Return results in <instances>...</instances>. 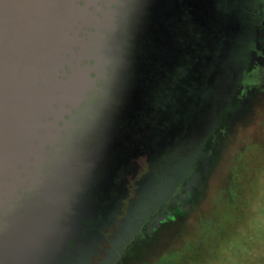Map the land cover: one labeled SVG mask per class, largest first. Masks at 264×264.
<instances>
[{
	"label": "water",
	"instance_id": "obj_1",
	"mask_svg": "<svg viewBox=\"0 0 264 264\" xmlns=\"http://www.w3.org/2000/svg\"><path fill=\"white\" fill-rule=\"evenodd\" d=\"M221 1L0 0V264L105 257L156 148L210 116L188 88L208 81Z\"/></svg>",
	"mask_w": 264,
	"mask_h": 264
},
{
	"label": "rangeland",
	"instance_id": "obj_2",
	"mask_svg": "<svg viewBox=\"0 0 264 264\" xmlns=\"http://www.w3.org/2000/svg\"><path fill=\"white\" fill-rule=\"evenodd\" d=\"M240 4L244 7L239 14L248 19L244 23L251 30H242L233 39L235 45L230 51L233 58L228 70L240 69L236 83L245 85L246 89L236 88L229 100L230 108L222 109L218 115H215L214 108L205 138L196 148L191 140L177 152L173 147H166L157 160L160 163L154 161L145 169L140 179L143 186L147 177L152 178L151 174L159 171L167 188L164 192L155 191L151 200L143 202L139 208L141 212H138L134 225H143V231L139 233L144 238L131 244L139 249L135 252V264L154 261L204 264L209 251L233 223L245 215L249 198L256 202L260 197V184L264 181V0H240ZM254 50V57L261 61L256 66H253L251 58ZM217 55L219 52H215L214 57ZM188 61L191 64V59ZM189 64L176 67L173 78L165 85L161 93L164 110L167 105L174 106L173 110L180 107V78L175 77V73L180 70L182 75L179 76L183 79L189 76ZM223 69L226 77H230L228 70ZM226 77L223 80L227 81ZM188 91L190 94L194 92L190 88ZM195 92L201 97L209 95L206 91ZM167 96L173 100L172 103H167ZM195 99L193 97V102ZM178 118L176 115L174 121ZM154 178L157 179L156 174L150 179L152 183ZM190 180L193 186L188 192L186 211L182 212L181 196ZM155 217L160 219V227L153 221ZM149 227L156 231L152 239L147 238ZM118 256L114 255L111 261L117 263ZM258 264H264V261Z\"/></svg>",
	"mask_w": 264,
	"mask_h": 264
},
{
	"label": "flooded vegetation",
	"instance_id": "obj_3",
	"mask_svg": "<svg viewBox=\"0 0 264 264\" xmlns=\"http://www.w3.org/2000/svg\"><path fill=\"white\" fill-rule=\"evenodd\" d=\"M239 3H240V0H237V1L236 0H222L221 1V5L219 6V8L222 10L223 14L226 17H225V23L222 28V32L216 43L214 52L212 53V62L210 63L209 68H208L209 69L208 81H205L204 83L196 82L192 84V86L190 87V90L194 92H192L189 95L196 97L195 99L196 103L198 102V100H200L201 104H208V105L210 104V107L213 106V109L209 116L210 118L208 117L204 121L203 120L201 121V123L203 122L201 131L195 129V125H198L199 123H197V121L192 118H189L188 120H186L187 124L184 130H180L179 128L177 129L176 127L173 132L171 131V133H169V135L165 137L164 141L159 145V147L156 148V151L154 154L155 156H153V158L147 163V167L149 166L150 163H153L154 161L156 163H160L158 162L159 161L158 158L162 154V150H164L166 147H173L174 152H177L179 150H182L186 144H189V142L187 143L188 140H191L190 143L194 141L193 146L196 148L199 145V143H201V141L205 138L206 129L208 125L212 122L211 118L214 115L213 113L214 108L216 110L215 115H218L222 109L230 108L229 100L235 94L236 88L238 87L239 89H246L245 85L244 86L242 84L237 85L236 83V78H237V75L240 69L239 70H237L236 68L230 69V72L228 70L229 65L231 64L230 59L233 58L230 54L231 48H233V44L235 45V42H233V39L236 36H238L242 30L245 32L251 30V28L250 29L248 28L247 23H244V22H247L248 19H245V17L239 14V12L241 11L240 9L244 7V5L243 6H241V4L238 5ZM218 46H220L219 49H218ZM215 52L216 54L217 52H219V55L214 57ZM254 56H256L255 50L252 52V56H251L253 66L261 64L260 63L261 61L257 57H254ZM215 63L216 64L218 63L219 65H216ZM222 66L226 70H228L227 73H230L231 76L226 77V74L223 71V74L220 75L221 80L218 81V84L215 83L212 85L210 79L214 78L213 76L216 74L219 68L224 70ZM180 74L182 75L180 70H177V72L175 73V77L180 78L178 83H181L183 79V76H179ZM224 77L227 78V81L223 80ZM218 78L219 76L216 79ZM225 83L227 84L226 86H224ZM195 91L202 92V93L206 91L207 94L209 93V95L205 97H201L200 93H196ZM165 100L167 101V103L173 102V100L168 96L166 97ZM193 105H194V108H197L196 104H193ZM178 120L179 118L174 121V124L175 123L177 124ZM168 126L170 128L172 127L171 124H168ZM180 136H183V137H180ZM155 174L157 175V179L154 178L155 182L152 183L150 179H152L153 176H155ZM155 174L154 173L151 174L152 178L151 177L146 178L145 186H143L144 184L140 182V179L142 178L143 175L140 177L138 181L139 188L138 189L136 188L135 190L138 193V195L132 199V201H135V204L132 210V214H130V216L127 218V226L124 232H122V234H119L114 241H112L109 236L105 237V239L109 243V249H105V257L101 261L97 262L96 264H133L134 263L135 252L139 249L135 248L131 244L132 242L137 241L138 239H141L143 237L141 235L143 231V228H142L143 225H140V226L134 225L135 218H137V216L141 212V211L139 212L140 210L139 208L141 207L143 202H146L147 200H151L155 191L162 190L164 192L167 188L165 187V180L164 179L162 180L161 175L159 174V171L156 172ZM191 181L192 180L188 181L185 184L184 192H183L184 194L181 196L182 201L180 203V211L182 212L186 211V202H187V199L189 198L188 192H189V189L191 190L193 186V182ZM153 221H155L157 225H159L160 227L161 225V223H159L160 219L155 217ZM140 231L141 233H139ZM146 232H147L148 239H152L154 235H156L155 234L156 231L154 230V227L152 228L149 227V229ZM128 239L129 241H126ZM114 255H119L117 263L111 261V258ZM149 263L150 264H164L163 262L157 263L155 261L149 262ZM138 264H142V263L140 262Z\"/></svg>",
	"mask_w": 264,
	"mask_h": 264
},
{
	"label": "clouds",
	"instance_id": "obj_4",
	"mask_svg": "<svg viewBox=\"0 0 264 264\" xmlns=\"http://www.w3.org/2000/svg\"><path fill=\"white\" fill-rule=\"evenodd\" d=\"M264 261V181L260 197L247 201L245 215L215 244L204 264H258Z\"/></svg>",
	"mask_w": 264,
	"mask_h": 264
}]
</instances>
